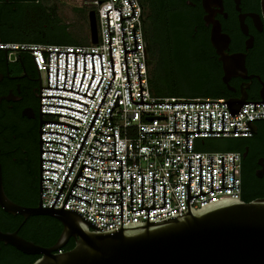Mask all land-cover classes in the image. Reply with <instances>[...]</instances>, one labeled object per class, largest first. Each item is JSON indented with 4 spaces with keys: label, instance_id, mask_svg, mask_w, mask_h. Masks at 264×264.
<instances>
[{
    "label": "built area",
    "instance_id": "built-area-1",
    "mask_svg": "<svg viewBox=\"0 0 264 264\" xmlns=\"http://www.w3.org/2000/svg\"><path fill=\"white\" fill-rule=\"evenodd\" d=\"M135 14L131 18L122 20L124 44L126 50H135L133 29H135L137 50L126 53L127 69L131 89L132 102L140 103V85L138 77L137 62H139L142 97L147 103L164 102H225L227 98H179L172 96L158 97L153 95L149 82V58L144 30V10L140 0H130ZM85 5L95 11L97 25V43L84 45L75 44H47V43H17L0 42V48L12 49H37L50 51L85 52V75L81 83L84 71V54L77 53L76 73L74 75L75 54H67V73L65 79L66 53H58V79L57 88L41 89V96H61L71 98L89 105L53 97L39 98V111L41 104H56L71 107L81 112L58 106L42 105V112L57 113L62 115L42 114L43 120H55L65 122L78 129L67 125L43 123L42 131H57L73 136L69 137L59 133L42 132V140H53L68 144L69 146L42 142V150H55L65 155L42 151V159H53V161H42V168L53 169L42 170V207H51L65 176L74 160V157L85 137V134L94 118V115L102 101L106 89L113 78L109 55V31L107 23V10L118 8L122 18L132 15V8L128 0H86ZM111 9L108 12L109 29L114 66V79L100 110L80 148L74 164L65 180V183L57 197L53 208H62L68 193L82 166L81 174L75 183L71 193L91 202L69 195L63 209H77L87 220L104 230L115 229L120 226V215L104 216L101 214H120V205H104L102 203H120V193H99L120 191V182H101L100 180H120V171H102V169H120V160H108L98 158H114L115 136V159H122V226L136 222L147 221V210L142 209L131 212L130 207V173L132 186V210L141 208V175H142V206L152 205V172H154V207L163 206V183L165 186V206L149 210V220L164 218L174 214L186 213L188 209L186 201V185H188V156L190 157V195L199 194V156H201V192L211 190V159L213 172V189L209 193L202 194L189 199V204L194 209L217 200L225 198H241V157L238 152L233 151H203L207 141L219 139L247 138L251 132H189L187 136V151H185V132L175 133H150L144 131H185V113H187V131H197V113H199V131H209V113H211V131H248L251 123L264 120V103H244L240 112L231 116L226 103H204V104H134L130 100L129 86L127 81L124 46L122 38L120 12ZM5 50V49H0ZM11 58L21 54H28L37 70L33 56L40 71L42 87H48V76L46 68H49V87H56V52L6 50ZM93 54L95 75L89 85L93 74ZM19 54V55H18ZM33 55V56H32ZM43 56V57H42ZM44 58V61H43ZM45 62V63H44ZM38 72V71H37ZM65 79V85H64ZM81 83V86H80ZM89 85V88H88ZM98 86V88H97ZM80 87V89H79ZM88 88V90H87ZM97 88V90H96ZM96 90V92H95ZM87 91V92H86ZM95 92V95L93 96ZM87 96H93L89 98ZM118 94V105L109 112ZM247 102H262L250 100ZM70 116V117H68ZM77 119H74V118ZM260 118V119H254ZM253 119V120H251ZM113 126V127H107ZM97 131H99L97 133ZM105 135V134H113ZM105 134H102V133ZM40 140V134H39ZM92 145V147H91ZM95 147V148H93ZM97 148V149H96ZM99 149V150H98ZM98 157L95 158L91 155ZM222 156L224 164V187L233 186V156L234 158V188L222 187ZM96 168V169H93ZM40 168V154H39ZM95 180H91L89 178ZM163 179V180H162ZM40 181V172H39ZM221 188V189H217Z\"/></svg>",
    "mask_w": 264,
    "mask_h": 264
},
{
    "label": "flooded vegetation",
    "instance_id": "flooded-vegetation-1",
    "mask_svg": "<svg viewBox=\"0 0 264 264\" xmlns=\"http://www.w3.org/2000/svg\"><path fill=\"white\" fill-rule=\"evenodd\" d=\"M154 55L152 75L163 93L189 98L220 95L260 101L264 84V16L261 0H140ZM53 0H0V42L29 43L51 30ZM243 56L246 78L224 80V60ZM23 56L27 58L22 59ZM41 77L28 54L11 58L0 50V162L3 186L17 158L27 166L40 154ZM222 151L238 152L241 178L249 192L241 199L264 198V120L255 122L247 138L209 141ZM35 256L16 259L26 264Z\"/></svg>",
    "mask_w": 264,
    "mask_h": 264
},
{
    "label": "water",
    "instance_id": "water-1",
    "mask_svg": "<svg viewBox=\"0 0 264 264\" xmlns=\"http://www.w3.org/2000/svg\"><path fill=\"white\" fill-rule=\"evenodd\" d=\"M131 8L132 15L128 17L122 18L121 11L120 12V20H121V29H122V20L131 18L134 16L135 11L134 8L128 0ZM262 12L264 16V0H261ZM107 10V23H108V31H109V55L111 62V70L113 74V78L111 79L106 92L102 98V101L94 115V118L85 134V137L74 157V160L65 176V179L58 191V194L52 204L51 207H42V188L50 189L49 187H42V179H50V178H42V170H50L54 172H58L53 169L42 168V161H53L57 163H61L59 161L53 159H42L41 152L42 151H51L65 155V153L55 151V150H42L41 145L42 142H54L60 143L66 146L68 144L53 141V140H42V132H51V133H59L69 137L71 135L57 132V131H42L41 125L43 123L50 124H61L67 125L74 129H78L77 126L61 122L55 120H42L40 123V181H39V201L36 207H27L19 205L13 202L5 193L3 186V175H2V165L0 162V208L11 215H21L24 218V221L31 216L38 215H47L56 218L62 223L63 229L62 232L57 239V241L49 246L44 247L38 244H35L33 241L27 240L18 234V231H7L4 232L0 229V243H4L5 245H11L15 247L17 250L21 251L27 255H39L40 257L35 260L32 264H264V198H259L252 200L250 202H245L241 198H225L221 200H217L211 203H207L201 206L199 209H194L189 204V199L201 196L202 194L209 193L213 189V172H212V156L211 159V190L207 192H201V156H199V194L190 195V157L188 156V185H186V201L188 205V209L186 213L178 215L177 213L174 215H170L164 218H159L155 220H149V210L164 207L165 206V186L163 183V206L154 207V172H152V205L142 206V175H141V208L137 210H132V186H131V173H130V207L131 212L146 209L147 210V221L146 222H136L131 224H126L122 226V159H115V136L114 131L113 134H105V135H113L114 142H103L98 139H94L100 141L102 143H114V150H100V151H114V158H98L90 153L89 155L98 158V159H108V160H120V169H102V171H120V180H100L101 182H120V191L117 192H103L99 191V193H120V203H102L97 202L98 204L104 205H120V214H101L104 216H118L120 215V226L103 232L100 230H104L103 228L98 227L91 221L87 220L77 209H63L66 200L69 195H72L81 200L87 201L91 204L90 201L83 199L81 197L75 196L71 193V190L74 185H78L75 183L76 179L79 175H82L81 172L84 166H88L86 164H82L77 177L72 185L70 192L68 193L66 200L62 206V208H53L57 197L65 183V180L74 164V161L80 151V148L100 110V107L107 95V92L113 82L114 79V66H113V56H112V47H111V38H110V29H109V19L108 12L111 10ZM88 22H89V30H90V43H97V25H96V16L95 11L90 10L88 12ZM134 36V45L135 50H126L124 44V36L122 29V38H123V46H124V56H125V64H126V73H127V81L129 86L130 100L132 102L131 97V89L129 83L128 69H127V61H126V53L134 52L137 50L136 46V36L135 29H133ZM6 50H26V51H45L49 53V63H50V52H56V87H49V68H46L47 76H48V87L40 88V101L41 97H53V98H62L71 101H75L86 105L88 104L61 96H51L45 95L41 96V89H60L67 90L65 88H57V79H58V53L65 52L66 53V64H65V79L67 73V54L74 53L75 61H74V75L72 80V85L76 73V64H77V53L84 54V71L81 79V83L83 81L85 75V52H68V51H50V50H37V49H12V48H0ZM92 55V68L93 74L90 79L89 85L95 75L94 70V62H93V54L99 53H89ZM19 55V54H18ZM100 61H101V54ZM33 56V55H32ZM43 57V56H42ZM37 71L40 75L39 68L37 66L35 57L33 56ZM224 60V80L232 76H241L246 78V68L243 56H231L228 59ZM44 61V58H43ZM45 63V62H44ZM101 69H102V77L98 83V86L103 78V68L101 61ZM138 69V77H139V85H140V95L141 102L134 104H204V103H226L229 109V113L231 116L236 115L240 112L244 103H254V110H256V103H264V84L261 89V99L262 102H247V98L245 95H242L239 98L235 99H225V102H164V103H147L143 101L142 97V86H141V77H140V68L139 62H137ZM41 77V76H40ZM64 79V85H65ZM80 83V86H81ZM88 85V88H89ZM97 86V88H98ZM87 88V90H88ZM96 88V90H97ZM80 89V87H79ZM95 90V92H96ZM75 93H79L76 91L67 90ZM87 92V91H86ZM95 92L93 96L95 95ZM81 94V93H79ZM82 95H86L82 94ZM93 96H87L89 98H93ZM42 105L46 106H58L64 107L68 109H72L83 114H86L83 111L62 106L56 104H41L40 106V115L42 114H53V115H62L57 113H44L42 112ZM118 105V94L114 101V104L109 112V117L111 120V111L112 109ZM66 116V115H62ZM70 117V116H68ZM74 118V117H71ZM222 118V130L221 131H211V113H209V131H199V113H197V131H187V113H185V131H175V113H174V131H144L150 133H175V132H185V151H187V136L189 132H251L252 127L255 123H251L250 120L246 122V125L250 127L248 131H236L234 124V131H224L223 129V113H221ZM264 118V117H263ZM77 119V118H74ZM260 119V118H254ZM79 120V119H77ZM253 120V119H251ZM82 122V120H79ZM112 123V120H111ZM104 125V123H103ZM107 126V125H104ZM107 127H113L107 126ZM99 131H97L98 133ZM92 147V145H91ZM95 148V147H93ZM97 149V148H96ZM99 150V149H98ZM234 158L233 156V186L232 187H224V164H223V156H222V187L221 188H234ZM62 164V163H61ZM91 167V166H89ZM93 168V167H91ZM96 169V168H93ZM97 170V169H96ZM84 176V175H82ZM86 177V176H84ZM89 178V177H87ZM91 180H95L93 178H89ZM54 181L53 179H50ZM163 180V179H162ZM80 186V185H78ZM84 189L91 190L80 186ZM217 188V189H221ZM94 191V190H91ZM73 238L75 240V246L69 251H63L62 249L68 243V241Z\"/></svg>",
    "mask_w": 264,
    "mask_h": 264
},
{
    "label": "trees",
    "instance_id": "trees-1",
    "mask_svg": "<svg viewBox=\"0 0 264 264\" xmlns=\"http://www.w3.org/2000/svg\"><path fill=\"white\" fill-rule=\"evenodd\" d=\"M65 3H72L76 0H61ZM144 10V9H143ZM145 18V17H144ZM144 30L145 37L147 43V52L154 55L155 46L151 45L150 41V33L149 29L145 26L144 19ZM1 42H14L9 39H3ZM29 43H47V44H75L67 32V26L60 25L59 20L54 17L53 25L51 30L43 31L42 35L36 39L28 41ZM89 43V42H88ZM87 43V44H88ZM27 58V56H23L22 59ZM149 82L150 89L153 95L158 97L172 96L179 98H189L186 96L178 95L177 93H163L160 90V84L157 81V75H152L151 70V58L149 57ZM34 66V63H33ZM35 68V66H34ZM36 69V68H35ZM222 96H209L204 98H221ZM192 98V97H191ZM226 140L219 139L218 141ZM227 151V150H223ZM19 163L18 165H14L13 173L8 177L7 188L5 189L6 195L15 203L27 206V207H36L39 201V157H37V164H33L29 167L30 171H25V167L27 166L23 157L17 158ZM249 188L248 185L242 181V196L248 194ZM241 196V197H242ZM247 202L246 200H244ZM0 229L4 232L7 231H18V234L23 238L33 241L35 244L49 247L53 245L57 239L59 238L63 226L62 223L54 217L47 215H38L31 216L24 221V218L21 215H11L4 212L0 208ZM75 246V240L71 238L68 243L62 249L63 251H69ZM20 256L28 257L35 256V258L30 259V261L26 264H32L35 260H37L39 255H27L17 250L15 247L11 245H5L4 243H0V264H15L16 259Z\"/></svg>",
    "mask_w": 264,
    "mask_h": 264
},
{
    "label": "rangeland",
    "instance_id": "rangeland-1",
    "mask_svg": "<svg viewBox=\"0 0 264 264\" xmlns=\"http://www.w3.org/2000/svg\"><path fill=\"white\" fill-rule=\"evenodd\" d=\"M86 0H76L65 3L61 0H53L54 17L59 20L60 25L67 26V32L75 43L84 45L90 42V30L88 22L89 6ZM209 142V141H208ZM203 151H220L219 148L204 146Z\"/></svg>",
    "mask_w": 264,
    "mask_h": 264
},
{
    "label": "crops",
    "instance_id": "crops-1",
    "mask_svg": "<svg viewBox=\"0 0 264 264\" xmlns=\"http://www.w3.org/2000/svg\"><path fill=\"white\" fill-rule=\"evenodd\" d=\"M212 141H218V140H212ZM207 143H208V141H207ZM205 146H207V144L205 145ZM212 148H219V149H221L220 151H222V148H223V145H213V146H211Z\"/></svg>",
    "mask_w": 264,
    "mask_h": 264
}]
</instances>
